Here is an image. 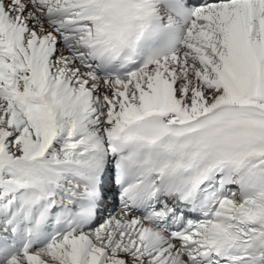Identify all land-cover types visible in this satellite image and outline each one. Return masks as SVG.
I'll return each instance as SVG.
<instances>
[{
  "label": "snow or ice",
  "instance_id": "obj_1",
  "mask_svg": "<svg viewBox=\"0 0 264 264\" xmlns=\"http://www.w3.org/2000/svg\"><path fill=\"white\" fill-rule=\"evenodd\" d=\"M0 264H264V0H0Z\"/></svg>",
  "mask_w": 264,
  "mask_h": 264
}]
</instances>
